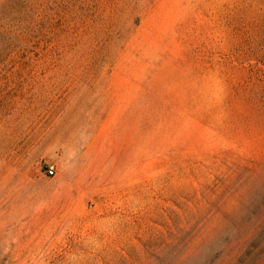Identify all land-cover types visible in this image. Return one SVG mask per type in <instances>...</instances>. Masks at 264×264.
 I'll use <instances>...</instances> for the list:
<instances>
[{
	"label": "rangeland",
	"instance_id": "1",
	"mask_svg": "<svg viewBox=\"0 0 264 264\" xmlns=\"http://www.w3.org/2000/svg\"><path fill=\"white\" fill-rule=\"evenodd\" d=\"M0 264H264V0H0Z\"/></svg>",
	"mask_w": 264,
	"mask_h": 264
},
{
	"label": "built area",
	"instance_id": "2",
	"mask_svg": "<svg viewBox=\"0 0 264 264\" xmlns=\"http://www.w3.org/2000/svg\"><path fill=\"white\" fill-rule=\"evenodd\" d=\"M54 167L53 166H50L49 167V169H48V173L50 174V175H53L54 174Z\"/></svg>",
	"mask_w": 264,
	"mask_h": 264
}]
</instances>
